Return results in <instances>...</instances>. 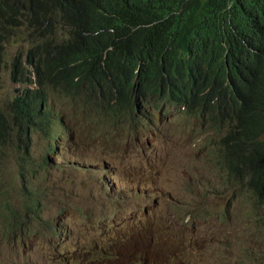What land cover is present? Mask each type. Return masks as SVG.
I'll use <instances>...</instances> for the list:
<instances>
[{
	"label": "trees",
	"instance_id": "1",
	"mask_svg": "<svg viewBox=\"0 0 264 264\" xmlns=\"http://www.w3.org/2000/svg\"><path fill=\"white\" fill-rule=\"evenodd\" d=\"M21 5L27 11L0 0V73L37 88L9 97L5 105L0 99V167L9 152L27 159L35 131L51 135L53 98L64 101V109L75 105L84 116H104L114 132L116 127L126 131L118 121H134L136 109L140 114L146 107L158 108V97H153L159 96L173 108L185 104L189 116L194 108H214L208 129L222 136H207L206 141H219V170L227 181L242 179L244 193L253 196L251 205L258 202L255 223H262L264 0H21ZM33 11L36 18L28 21L27 13ZM29 28L36 32L24 52ZM63 28L67 34L60 36ZM7 42L15 46L11 62L5 56ZM250 48L263 49L260 70L253 67ZM53 90H58L57 98ZM175 117L191 123L182 115L163 121ZM33 189L21 191L25 196L17 210L0 196V207L1 201L7 207L5 222L25 236V229H32L27 223L35 210L33 199H39ZM41 203L39 199L37 206Z\"/></svg>",
	"mask_w": 264,
	"mask_h": 264
},
{
	"label": "rangeland",
	"instance_id": "2",
	"mask_svg": "<svg viewBox=\"0 0 264 264\" xmlns=\"http://www.w3.org/2000/svg\"><path fill=\"white\" fill-rule=\"evenodd\" d=\"M31 29L29 28L28 35L22 41L24 52H27L31 45L30 34L33 35L36 32ZM59 33L60 36H65L67 30L63 28ZM15 53V46H9V42H7L5 56L8 62H11L9 57ZM27 68L32 70L31 67ZM28 88H32V86L24 81L11 82L3 71L0 73V99L3 105H5L6 99L19 95L21 91ZM57 91H51L55 98H57ZM53 101L55 104L57 100L53 98ZM64 103L63 101L64 113L60 110V115H57V109L53 108L51 111V115H57L59 139L52 146L50 156H47L46 159L43 157L46 155L47 141H49L47 135L41 131H35L26 160H22L18 152L15 151L11 154L9 152L3 165L1 163L0 196H5L13 210L21 207L20 198L23 199L25 196L21 191L32 185L35 189L34 194H39V191L41 193L39 199L42 200V206L39 208H53L54 210L51 213V225L56 227L63 221L61 235H68L69 239L75 237L79 244L83 241V235L87 233L86 222L89 219V213L92 209L101 211V205L98 202L101 199V203H103L106 199L98 191L102 184L97 177L106 176L105 183L110 189V185L119 175V178L124 177L125 196L122 199L111 201L117 212L110 217H103V221L107 225L101 227V229L109 231L104 233L105 237L107 234L113 233L114 230L120 231L115 232L116 235L126 237L124 242L120 241V245H118L122 255L114 261L127 264H264V256L262 258L254 257L253 252L247 251L252 245H259L263 238L259 227L251 225V222L254 221L255 213L253 212L256 203L251 205L252 209L243 214L236 226L234 241L221 243L224 239L223 233L217 231V227L205 226L202 221L198 220L200 213H204L206 205L200 206L195 195L200 196L199 188L204 184V181H213V176L203 173L201 166H204L206 162V165L213 168V161L209 145H203L205 135L196 139V134L191 131L192 122L175 117L171 122L161 120L157 124L147 123L145 128H142L136 135H121L119 131L118 133L115 131L114 137L106 140L104 152L89 140L82 142L83 149L73 150L70 146V142L73 140L69 137L71 123L76 118L73 116H79L82 121H88L91 117L84 116L81 110L75 111L74 114L68 107L64 109ZM149 111L152 112V110ZM152 113L157 116L155 111ZM175 115L177 112L174 108L165 114L168 120H171ZM81 120L79 121L82 124ZM63 125L65 127L61 128L60 126ZM148 125H150V129H148ZM108 126L109 120L104 122L102 128L110 135L111 131ZM65 131L66 137L62 138L61 135ZM140 133L142 135L138 137ZM206 133L214 140L218 139L219 134L216 131L207 130ZM112 143H114V149H112ZM17 147H19V143H17ZM204 147H206V151ZM124 149H127V153H124ZM142 149L145 150L144 153H142ZM110 151H112V155H110ZM140 157L142 159L138 161ZM45 160H47L46 163ZM201 161L204 163L202 164ZM77 162L80 167H77ZM52 165L57 167L53 168ZM120 165L123 166L120 167ZM197 171L198 173H196ZM22 174L25 175L24 179L21 177ZM164 175L166 176L164 177ZM194 175L196 181L193 182ZM35 177H37L36 180H34ZM192 182L194 187L189 200L192 203H188L192 205L190 213L181 212L178 214L170 211L168 207L174 198L180 201L188 199L186 188ZM103 189L105 191V187ZM164 197L166 198L164 199ZM250 197L253 196L250 195ZM1 203L3 206L5 205L3 201ZM158 203H160L159 206ZM238 204L241 205L239 202ZM4 207L7 209L6 206ZM232 207L235 206L232 205ZM39 208H35L29 215V220L32 222L29 221L27 225L33 223V229L30 231L25 229L26 241H12L10 245V237L5 238L4 233L11 226L5 222L4 208L0 207V264H109L113 261L86 253L52 247L51 244L55 245L57 241L51 240L50 225L47 226V223L50 222L39 219ZM68 208L76 211L67 213L64 209ZM231 215H233L232 212ZM185 216L186 223L184 224ZM99 218L100 216L97 215V219ZM214 218L217 219V217ZM229 223H233V219H230ZM33 230L42 235L41 242L34 241ZM227 231H231V227ZM92 233L95 234L96 229H93ZM217 236L218 240L215 238ZM228 237L229 235L225 239ZM90 240L94 241V237H91ZM105 244L103 243V245ZM112 245H114V241H112ZM89 249H91V245H89ZM57 251L60 252L58 256H56ZM260 252H264V240L260 244ZM110 253H114V251H110Z\"/></svg>",
	"mask_w": 264,
	"mask_h": 264
},
{
	"label": "bare ground",
	"instance_id": "3",
	"mask_svg": "<svg viewBox=\"0 0 264 264\" xmlns=\"http://www.w3.org/2000/svg\"><path fill=\"white\" fill-rule=\"evenodd\" d=\"M8 3L11 5V7L16 8L19 12H24L23 9H25V7L21 5V0H8ZM25 11L27 10L25 9ZM15 15H17V13L12 15L13 21H14ZM34 18H36L34 11L33 13H27L28 21L33 20ZM260 49L262 48H257V49L250 48L249 49L251 52L249 58H253V67L257 70H260V66L262 64V60H261L262 51H260ZM225 71L226 73H228L229 71L227 66H226ZM27 84L32 86V88L30 89L37 88V85L35 83H33V85H31V83H27ZM156 97H158V99H156L154 103L158 105V108L146 107L141 111L142 113V114L140 113L141 115L137 111L136 114L138 115V117L134 118V121L129 120L128 118L125 123H122L121 125H119L120 128L126 130V131H123L119 129L118 131L120 132L121 135L128 136V133L130 132H132L130 133V135H136L139 132L138 130L140 129V127H142L143 125L144 126L142 128H145V124L147 123L157 124L161 120L167 117L163 113L165 111L172 109L173 107L169 106L167 103L163 104L159 96H155L153 98H156ZM182 105L179 108H174L177 112V115L175 116H179L180 113L184 111V113H182V116L191 118L189 114L186 113V111L188 112L190 111L188 110V107L185 105L184 109H182ZM72 106L74 107L75 105H72ZM73 107L69 109L75 114V111L77 110H74ZM163 107H164V110H163ZM149 110H152V112L155 111L158 117L160 115L161 116L158 118L156 115H154ZM144 111H146V113H144ZM142 119H144V121H142ZM128 125H130V127H133L132 131H130V127H128ZM60 127L64 128L65 126L63 125ZM70 131H71V128H70ZM213 131H216L219 134V136H222V134L219 133L217 130H213ZM114 132L111 131L110 135L107 134L106 140L114 137ZM47 137L49 139V142H51V137L49 136ZM61 137L62 138L66 137V131L63 132ZM58 139H59V136H58ZM212 143H214V145H212ZM212 143H209L208 145L212 153V159H214L213 165H212L213 168L210 169L211 167L210 165H206V162L205 163L202 162V164L204 163V166H201V169L203 173L211 174L213 176V181L211 182L204 181L203 182L204 184H202L201 187L199 188L200 196L195 195V197L196 199H198L200 206L204 207V205H206V207H204V213L200 215V217L201 216L203 217L202 223L205 224V226L217 227V231L218 230L221 231L224 235V239H222L221 243H225L228 241L235 240L236 226L239 224L243 214L247 212L248 210L252 209L251 208V198L246 193H244L245 191L244 183H238L236 180L227 181L225 179L224 174L219 170V167H220V163H219L220 161L218 159L219 153H216V151H218V148H219V141L212 142ZM30 144H32V141H30ZM30 149L28 150V153ZM216 165H218V167H216ZM52 167L55 168L57 166L52 165ZM214 173H216V175H214ZM118 176L116 177L115 181L112 182V184L110 185V189L107 188V183H105L106 176L101 175L97 177L99 180H101L100 182L102 184L98 188V191L101 194V196H103L106 199H104L103 203H101V199L98 202V204L101 205V211H96L91 208L92 210L89 213V219H87L88 221L86 222L87 233L86 235H83V238H82L83 241L77 244L75 237L72 239H69L68 235H61V233H58L56 236L55 233H51L50 231L51 240L57 241V244L55 245L53 243L51 244L52 247L86 253V254H90V255H94L98 257L107 258L110 260H116L118 256L122 255V251L118 248V245H120V241H122L123 243L126 237L124 235H116L115 232L117 231L120 232L119 230H114L113 233L107 234V237H105L104 233L105 232L107 233L109 231L101 229V227H104L107 225L103 221V217H106V218L110 217L112 214L117 212V210L112 206L111 201L124 198L125 196L124 193H126L125 186H124V177L122 176L121 178H119ZM218 177H220V179H218ZM36 179L37 177H35L34 180ZM116 183H118V185H116ZM226 183H228V185H226ZM238 185H240V187H238ZM30 186L32 185H29V187ZM103 187H105V193H103ZM236 189H240V191H236ZM114 193H116V195H114ZM222 193H224V195H222ZM214 197H216V199H214ZM234 197H236V199H234ZM208 201H210V203H208ZM220 201H222V203H220ZM238 202L241 203V205H239ZM232 205H234L235 207H232ZM41 206H42V203L41 205H39V207ZM53 211H54L53 208H44V209L39 208V219L50 222V223H47L48 227L49 225H51V221H52L51 213H53ZM110 211H112V213H110ZM256 211L254 210L253 212L255 213V215H253L254 221L251 222V225L258 226L259 229L262 231L263 238L259 242L261 244V242L264 240V213H263L264 209L261 212V219H263V221L262 223L259 222V225H255ZM231 212L233 213V215H231ZM205 213H208V215ZM97 215L100 216L99 219H97ZM214 217H217V219H215ZM230 219H233V223H229ZM95 223H97L98 225L96 228H95ZM29 226L33 229V223H31V225ZM229 227H231V231H227ZM93 229H96L95 234L92 233ZM4 235L12 237V238H16L18 236L20 237V240L26 241L25 235L23 233L20 234L11 228L7 229ZM114 235H116V237H114ZM227 235H229V237L225 239ZM33 236H34V241L36 243H39L42 241V235L38 231L33 230ZM91 237H94V241L90 240ZM215 238L216 240H218V236ZM59 239H61V241H59ZM112 241H114V245H112ZM103 243H106V244L103 245ZM260 244L257 246L252 245L251 247L247 249V251L249 253L253 252L254 257L262 258L264 256V252L259 253ZM89 245H91V249H89ZM103 249H105V251H103ZM110 251H114V253H110ZM118 253H120V255H118ZM258 254L260 255L256 256Z\"/></svg>",
	"mask_w": 264,
	"mask_h": 264
},
{
	"label": "clouds",
	"instance_id": "4",
	"mask_svg": "<svg viewBox=\"0 0 264 264\" xmlns=\"http://www.w3.org/2000/svg\"><path fill=\"white\" fill-rule=\"evenodd\" d=\"M245 99H246V97H245ZM138 103H140V101H138ZM138 103H136V105H138ZM146 105H148V103H146ZM154 105H156V103H154ZM226 105H228V103H226ZM184 107H185V104L182 105V109H184ZM55 109H57V115H60V110H62V112L64 113L62 102L57 100V103L55 104ZM216 109H218V107H216ZM230 109H232V107H230ZM137 111H138V109H136V111H134V113H137ZM213 111H214V108L207 109L205 111L200 110L198 108H194V113L192 115H190V117H191L190 121L192 122L191 131L196 134V139H198L201 135H205L204 139H203V145H204V143H206V145H208V141H206V140L210 139V137H207L208 133H206V132L208 129L207 124L210 123V121H212L211 117H212V115H214V113H212ZM144 113H146V111H144ZM182 113H184V111H182ZM182 113H180V115H182ZM186 113H188V111H186ZM57 115H51V125H49V127H51V135H49V137H51V142L47 141L46 155L43 156V157H45V159L47 158V156L51 155L52 146H54L55 143L58 142ZM254 115H256V114H254ZM73 117H76V118L73 119V122L71 123V125H72L71 131H69V133H70L69 137H70V139L73 140V142L72 141L70 142L71 148L73 150L83 149L84 144H82V142L85 140H89L91 142H94L96 144V146L98 145L97 148H100L101 151L104 152V149L106 147V138H107V131L103 130V128H102V126L105 122L104 116L97 115V116L91 117L88 121H82L79 116H73ZM79 120L82 121V124L80 123ZM142 121H144V119H142ZM184 121H186V119H184ZM218 121H220V119H218ZM212 123H214V121H212ZM109 125H110V123H109ZM118 125H120V121H118ZM186 126H188V125H186ZM128 127H130V125H128ZM178 127H180V125H178ZM238 127H240V125H238ZM140 129H142V127H140ZM148 129H150V125H148ZM118 130H119L118 127H116V133H118ZM130 131H131V127H130ZM208 131H210V129H208ZM234 131H236V129H234ZM108 133H110V131H108ZM128 135H130V133H128ZM141 135H142V133H140V135H138V137H140ZM236 135H238V133H236ZM214 137H216V135H214ZM232 139H234V137H232ZM254 139H256V137H254ZM160 140H162V139H160ZM248 141L250 142V145H252V143H253L252 137H250V139H248ZM262 141H264V139H262ZM126 143H128V141H126ZM136 143H138V141H136ZM2 145L3 144L0 143V147ZM212 145H214V143H212ZM228 147H230V145H228ZM246 147H248V145H246ZM112 149H114V143H112ZM258 149H260V147H258ZM126 150L127 149H124V153H127ZM204 150L206 151V147H204ZM134 151H136V149H134ZM222 151H224V149H222ZM248 151H250V149H248ZM144 152H145V150L142 149V153H144ZM216 153H218V151H216ZM234 153H236V151H234ZM110 155H112V151H110ZM224 155H226V153H224ZM228 157H230V155H228ZM122 159H124V157H122ZM132 159H134V157H132ZM141 159H142V157H140V159H138V161H140ZM218 159H220V157H218ZM244 159H246V157H244ZM262 159H264V157H262ZM46 161L47 160H45V163H46ZM212 161H214V159H212ZM201 163H202V161H201ZM226 165H228V163H226ZM122 166L123 165H120V167H122ZM77 167H80L78 162H77ZM130 167H132V165H130ZM166 167H167V165H166ZM216 167H218V165H216ZM242 167H246V163H244V165H242ZM260 167H262V165H260ZM87 169H89V168H87ZM210 169H212V167H210ZM220 171H222V169H220ZM240 171H242V169H240ZM107 173H108V171H107ZM196 173H198V171ZM196 173H195V175H196ZM224 173H226V171H224ZM242 173H244V171H242ZM252 173H254V171H252ZM214 174H216V173H214ZM195 175H194L193 182L196 181ZM234 175H236V173H234ZM258 175H262V173H258ZM165 176L166 175H164V177ZM200 181H202V179H200ZM240 181H242V179H240ZM240 181H238V183H240ZM193 182L191 183V185L188 186V188H186V197L188 199L185 201H180V200L174 198L172 201H170V206L168 207V205H167V207H168V209H170V211L178 213V214L181 212L190 213L189 210L192 209V205L188 204V203H192V201H189V200H190V194L192 193V188L194 187ZM258 184L262 185L263 182L260 181L259 183H256V185H258ZM196 185H198V183H196ZM226 185H228V183H226ZM183 186H185V185H183ZM238 187H240V185H238ZM196 189H198V187H196ZM196 189H194V191H196ZM252 189H254V187H252ZM256 189H258V187H256ZM33 191H35V189H33ZM236 191H240V189H236ZM258 191H260V189H258ZM103 193H105L104 189H103ZM162 193H164V191H162ZM40 195H41V193L39 191V196ZM222 195H224V193H222ZM33 197H35V195H33ZM160 197H162V195H160ZM165 198L166 197H164V199ZM214 199H216V197H214ZM234 199H236V197H234ZM255 199L258 200L259 197H255ZM220 203H222V201H220ZM255 203H256V207H257L258 202L255 201ZM259 203H261V201H259ZM38 204H39V199H37V198L33 199V205H31V208L32 209H34V207L39 208V206H37ZM159 205H160V203H158V206ZM4 206H6V204ZM64 211L67 213H74L76 210H71L68 208V209H64ZM263 213H264V211H263ZM200 215H202V213H200ZM156 219H158V217H156ZM160 219H162V217H160ZM261 221H263V219H261ZM62 223H63V221H61L59 223V225L56 227L50 225L51 233H55V235L60 233ZM140 223H142V221H140ZM185 223H186V217H184V224ZM96 225H97V223H95V226ZM11 229H13V227H11ZM30 230L31 229H29V231ZM138 231H140V229H138ZM5 238H7V236H5ZM136 239H138V237H136ZM17 240L18 239L10 237V243L9 244L11 245L12 241L16 242ZM148 245H150V244L148 243ZM134 247H136V245H134ZM59 253L60 252L57 251L56 256H58ZM56 259H58V258L56 257ZM145 261H147V259H145ZM153 263H155V261H153ZM109 264H127V263L118 262V261L113 260Z\"/></svg>",
	"mask_w": 264,
	"mask_h": 264
}]
</instances>
